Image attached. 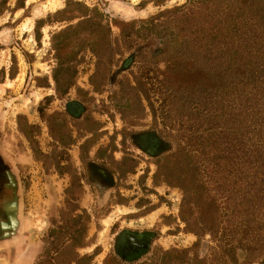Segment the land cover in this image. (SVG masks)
<instances>
[{
    "label": "rangeland",
    "instance_id": "374dc122",
    "mask_svg": "<svg viewBox=\"0 0 264 264\" xmlns=\"http://www.w3.org/2000/svg\"><path fill=\"white\" fill-rule=\"evenodd\" d=\"M197 1L0 0V264L39 261L47 231L62 222L66 190L74 181L77 205H69L90 217L85 247L76 252L90 256L88 264H197L196 253L205 258L211 252L209 234L199 241L182 222L183 190L158 175L159 162L179 175L194 163L199 169L184 175L189 188L192 176L211 189L220 178L219 171L212 173L218 162L225 170L240 164L242 151L256 138L238 121L230 124L229 110L210 104L203 86L186 89L166 80L168 56L184 50L189 36L182 12L172 10ZM63 10L71 20L53 23L49 16ZM100 15L108 28L100 47H91L97 35L87 25L67 30ZM204 20L210 17L201 14L192 29ZM219 24L213 20L208 27ZM195 34L200 37L199 30ZM54 42L71 78L63 95L53 79L59 63ZM258 50H264V37L243 44L240 72L231 80L235 91L232 83L224 85L237 104V89L264 84ZM247 62L252 65L244 70ZM53 122L59 125L56 139L49 131ZM60 137L65 145L56 141ZM260 140L257 145H264ZM253 250H237V262L258 257ZM172 251L186 253L162 260ZM66 252L56 264L72 258ZM136 252L137 258L127 259Z\"/></svg>",
    "mask_w": 264,
    "mask_h": 264
},
{
    "label": "trees",
    "instance_id": "16d2710c",
    "mask_svg": "<svg viewBox=\"0 0 264 264\" xmlns=\"http://www.w3.org/2000/svg\"><path fill=\"white\" fill-rule=\"evenodd\" d=\"M77 5L81 6V4ZM2 11H0V14ZM172 11L182 12L185 23L189 24L187 26L189 36H185L188 37V40L185 42L184 50H173L168 56L171 64L166 62L168 68L167 76L165 75L166 80L171 83L173 81L174 86H186V89L203 86L205 89L202 91V95L203 92L207 93L206 98L210 104L220 111H223L224 108L229 110L230 124L234 125L238 121L239 126H246L248 129L246 132L254 133L256 141L255 143H249V147L245 148L246 151H242L241 157L243 156L244 159L240 161V164H233L225 170L218 162L220 169L212 170V173L213 171L215 173L219 171L220 180L215 181L211 189L210 185H206V183L193 181L192 176V188H189L188 178L184 175L187 173L193 174L199 169L194 163L187 172H181L179 175L173 173L172 168L166 166V163L161 164L159 162L158 175L165 177L169 184L176 185L183 190L180 217L186 228L197 235L199 241L201 235L209 234L214 243V246L210 247L211 252L205 258L199 257L196 253L197 264H264V212H261L263 209L260 206V200H264V191L261 192V189L258 188V186H264V161L262 160L264 159V145L259 146L256 143L261 142V138L264 139V84L260 87L255 84L252 89L249 88V84H246V86L239 89L240 91L237 89L236 91L239 92L236 97L238 104L231 99L234 94L230 95L232 89L229 88V85L224 86L225 83L233 84L231 80L240 72L242 61L239 49L243 47V44H246L252 38L260 39L264 37V0H225L224 2L222 0H198L187 7H177ZM63 12L66 11H59L53 16H49V18H56L53 23L71 20L63 17ZM201 14L206 17L209 16L210 20H204L199 26L196 24V27L192 29L194 21L196 18L201 17ZM213 20L220 23L216 30H210L208 27ZM151 22H153V19L141 23ZM41 24H43V21L39 20L36 28L39 29ZM132 24L127 23L126 26ZM85 25L97 35V39H93L92 44L90 43L91 47L94 45L100 47V41H103L104 38L107 39L108 33L107 25L103 23L102 16L100 15L98 21H94V18H88L85 22H80L76 27H69L67 30H75L77 27L80 28ZM198 30L200 37L195 34ZM62 34H65V32L61 31L54 34L52 40L55 41ZM240 39H242L241 42ZM235 43L238 44L236 47ZM54 47L59 63L53 73V79L57 90H59L58 93L63 95L71 86V78L66 73L69 71V67L64 66L60 58L62 48L55 46V42ZM195 48H199V50H195ZM97 49L99 48H92L91 50L93 52L101 51ZM256 54L260 55V60H264V50L261 52L258 50ZM251 65L248 62L243 64L244 70ZM62 73L63 75L60 77ZM223 77L227 79L219 80ZM221 86L220 92L222 94H217L215 88ZM233 91H235L234 84ZM235 104L240 109L239 113L237 112L238 114H235ZM233 115L237 118L234 119ZM58 126L55 122L49 123L50 134L55 139ZM30 128L33 129V127ZM248 139L251 140V136ZM56 141L61 145L66 144L62 137ZM189 155V152L184 153V157H189ZM255 155H258L256 158L261 157V160L253 159ZM247 156L250 160L247 159ZM218 157L216 156V158ZM189 158L191 159V157ZM251 159L257 162L256 165L252 164ZM57 168H59V165H57ZM254 168L256 169L253 171ZM60 169L65 170L66 167ZM174 179L177 182H173ZM221 179L223 182H220ZM228 180L230 182L226 187V181ZM78 187L79 184L74 181L66 190L69 198L67 208L62 211L60 217L63 223L56 225L57 222H55L53 227L47 231L46 247L36 264H56L61 254L66 251L72 258L64 264H88L91 259L87 255L79 256L76 252V249L85 247L90 221V217L85 211L82 210L78 214L69 205V202L74 201V204L77 205L78 199L74 197V190ZM228 187L230 192L224 195L225 192L229 191L226 190ZM222 188L225 189L222 191ZM257 188L260 192H255ZM211 191H215V193L211 194ZM237 239L241 242L240 246H238V243L234 245ZM199 241L195 243L194 248H197ZM251 249H254L251 253L258 250L256 253L259 256L252 259L247 257L245 261L238 263L235 252L237 250L248 252ZM184 253L186 251L164 253L162 260L172 262ZM138 256V254L129 255L127 259L131 260Z\"/></svg>",
    "mask_w": 264,
    "mask_h": 264
},
{
    "label": "flooded vegetation",
    "instance_id": "af4514ba",
    "mask_svg": "<svg viewBox=\"0 0 264 264\" xmlns=\"http://www.w3.org/2000/svg\"><path fill=\"white\" fill-rule=\"evenodd\" d=\"M139 252H136V253H129V255H136L138 254Z\"/></svg>",
    "mask_w": 264,
    "mask_h": 264
}]
</instances>
